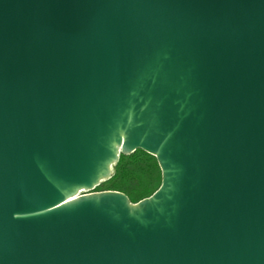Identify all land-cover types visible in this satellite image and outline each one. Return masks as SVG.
Instances as JSON below:
<instances>
[{"label": "water", "instance_id": "water-1", "mask_svg": "<svg viewBox=\"0 0 264 264\" xmlns=\"http://www.w3.org/2000/svg\"><path fill=\"white\" fill-rule=\"evenodd\" d=\"M0 264H264V0H0Z\"/></svg>", "mask_w": 264, "mask_h": 264}, {"label": "trees", "instance_id": "trees-1", "mask_svg": "<svg viewBox=\"0 0 264 264\" xmlns=\"http://www.w3.org/2000/svg\"><path fill=\"white\" fill-rule=\"evenodd\" d=\"M112 168V175L95 186L94 191H120L130 202H137L160 185L161 172L156 158L141 149L120 155Z\"/></svg>", "mask_w": 264, "mask_h": 264}]
</instances>
